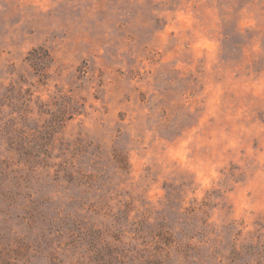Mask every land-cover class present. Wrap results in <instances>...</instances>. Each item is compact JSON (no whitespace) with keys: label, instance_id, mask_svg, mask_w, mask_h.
I'll return each instance as SVG.
<instances>
[{"label":"rangeland","instance_id":"obj_1","mask_svg":"<svg viewBox=\"0 0 264 264\" xmlns=\"http://www.w3.org/2000/svg\"><path fill=\"white\" fill-rule=\"evenodd\" d=\"M0 264H264V0H0Z\"/></svg>","mask_w":264,"mask_h":264}]
</instances>
